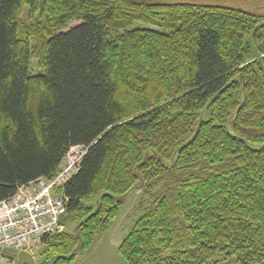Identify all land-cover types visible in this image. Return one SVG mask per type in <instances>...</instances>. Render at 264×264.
Masks as SVG:
<instances>
[{
	"label": "trees",
	"instance_id": "16d2710c",
	"mask_svg": "<svg viewBox=\"0 0 264 264\" xmlns=\"http://www.w3.org/2000/svg\"><path fill=\"white\" fill-rule=\"evenodd\" d=\"M263 33L261 15L220 5L0 0V200L86 147L62 185L61 221H81L45 240L41 264L108 230L139 174L152 200L124 264H264Z\"/></svg>",
	"mask_w": 264,
	"mask_h": 264
},
{
	"label": "rangeland",
	"instance_id": "374dc122",
	"mask_svg": "<svg viewBox=\"0 0 264 264\" xmlns=\"http://www.w3.org/2000/svg\"><path fill=\"white\" fill-rule=\"evenodd\" d=\"M168 3H195L201 5H220L226 7H233L244 11H249L261 15L264 22V0H164ZM23 21L28 23L26 17V10L23 14ZM79 21L70 22L61 31H66L72 28ZM113 34V33H112ZM262 41L264 42V33ZM29 72L31 74H38L42 72V68L39 64V60L35 55H32L29 63ZM206 116V110L202 111L201 118ZM257 147L258 144H251ZM86 152V147L77 145L71 146L67 152V156L64 157L59 165L57 173L60 172L64 166L66 159L73 160L76 163ZM159 156L154 151L150 150L146 152V158ZM66 163V162H65ZM169 164V162H165ZM77 164L71 169V173L75 172ZM56 176V175H55ZM54 176V177H55ZM144 177L139 174V178L135 185L126 193L118 196V200L123 201V205L114 218L111 226L105 232L95 233L93 242L87 248H81L80 242L77 244L75 251L73 252V260L70 264H124L122 257L118 253V247L121 241L130 231L135 219L139 216L145 206H148L151 202V194L145 193ZM39 182L31 183L30 187L40 185ZM154 194H159L164 191L162 186L157 187ZM99 202L98 198H94L87 203L96 205ZM81 219L68 220V223H63L64 228L62 231L76 233V228ZM59 233V232H57ZM56 234V233H54ZM51 236L43 237L39 240H34L30 243L28 248L21 251L10 252L8 260L5 264H41L45 259L44 250L46 248L45 240ZM207 264H234L233 259H222L215 256Z\"/></svg>",
	"mask_w": 264,
	"mask_h": 264
},
{
	"label": "built area",
	"instance_id": "2783aa9c",
	"mask_svg": "<svg viewBox=\"0 0 264 264\" xmlns=\"http://www.w3.org/2000/svg\"><path fill=\"white\" fill-rule=\"evenodd\" d=\"M80 161L66 159L54 178H40L37 186L30 187L38 180L20 185L12 196L0 200V264L8 260L7 252L21 251L34 240L62 232L60 220L69 202L62 185L78 170Z\"/></svg>",
	"mask_w": 264,
	"mask_h": 264
}]
</instances>
